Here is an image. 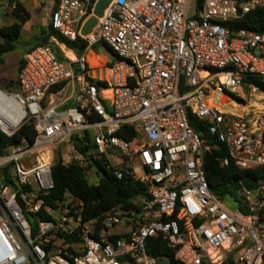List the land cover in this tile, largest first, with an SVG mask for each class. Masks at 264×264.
<instances>
[{"label":"built area","instance_id":"obj_1","mask_svg":"<svg viewBox=\"0 0 264 264\" xmlns=\"http://www.w3.org/2000/svg\"><path fill=\"white\" fill-rule=\"evenodd\" d=\"M39 1L47 25L85 49L50 37L24 55L18 91L0 89L2 138L34 131L32 143L0 148V264H165L147 251L157 238L179 264H264V187L225 206L203 169L209 146L188 120L207 123L221 165L264 167V102L247 104L259 88L244 83L264 81V33L233 29L257 0H111L84 36L98 0ZM97 45L113 62L90 66ZM58 161L142 193L93 220L82 202L53 208L44 197Z\"/></svg>","mask_w":264,"mask_h":264},{"label":"trees","instance_id":"obj_2","mask_svg":"<svg viewBox=\"0 0 264 264\" xmlns=\"http://www.w3.org/2000/svg\"><path fill=\"white\" fill-rule=\"evenodd\" d=\"M10 3L16 2V8L11 12L13 23L9 26L0 28V66L4 63L6 55L16 50V42L20 38L21 27L28 21V14L24 11L18 0H8ZM234 30H247L256 33H264V4L258 5L255 9L245 14L234 26ZM42 39L38 40L28 49L25 54L38 46L48 44V39L53 37L60 42L66 43L74 49L77 55L82 54L85 44H79V41L69 43L59 37L50 26L41 30ZM103 47L111 53L108 48L102 45L94 46ZM113 62V59H111ZM23 65V59L19 61L17 73ZM17 78V77H16ZM246 85L258 87L264 92V81L256 77H246L244 79ZM16 89L18 90L17 81L15 80ZM3 91H10V86H0ZM246 89V88H245ZM189 124L200 135L205 143L209 146L208 151L203 154V169L210 191L214 196L220 199L225 206L234 208L233 205H227L228 200L235 199L237 193L229 189V185L233 181L240 180L244 176H250L255 179L259 186L264 187V167H258L251 170H240L232 163L221 165L220 159L226 157L224 148L219 145L215 139L207 132V123L199 121L193 116L188 118ZM21 137H25L30 143L34 141V131L31 125H23L17 133L9 140L5 141L0 135V148L4 145H14L19 142ZM132 138L129 133L127 140ZM54 180V189L45 196V202L51 207H56L55 201H62L66 192L72 194L77 200L82 202V217L85 220H93L101 216L104 212L112 207L122 205L125 208L133 207L132 202L142 193V187L135 182L117 181L108 173L103 172L102 178L96 185L89 184L83 171L77 166L64 167L58 161L52 171ZM147 251L155 258L164 259L165 264H179L174 260V251L168 247L166 241L157 238L147 241Z\"/></svg>","mask_w":264,"mask_h":264},{"label":"rangeland","instance_id":"obj_3","mask_svg":"<svg viewBox=\"0 0 264 264\" xmlns=\"http://www.w3.org/2000/svg\"><path fill=\"white\" fill-rule=\"evenodd\" d=\"M22 5L24 11L28 14V21L21 27L20 38L16 42V50L4 58V63L0 66V86H10L9 92H17L15 80L18 75L17 66L19 61L23 59L26 50H28L38 38L42 39L41 30L47 27V11L44 5L39 0H18ZM258 5H263L264 0H257ZM12 11L2 6L0 0V28L9 26L13 23ZM91 54L88 55V61L91 67L102 65L104 61H110L112 54L106 51L103 47H98L97 50L92 49ZM99 59H96L95 56ZM264 102V92L255 89L246 92V103H255L258 107ZM86 177V176H85ZM89 184L96 185L99 181L98 178L86 177ZM77 200L72 194L66 192L64 199L61 201L62 208L71 207L76 205ZM227 205H232V201L228 200Z\"/></svg>","mask_w":264,"mask_h":264},{"label":"water","instance_id":"obj_4","mask_svg":"<svg viewBox=\"0 0 264 264\" xmlns=\"http://www.w3.org/2000/svg\"><path fill=\"white\" fill-rule=\"evenodd\" d=\"M111 0H98L93 9V17H90L84 24L81 30V35H87L91 33V31L97 25V18H101L103 16L104 10L107 8ZM3 183V182H2ZM259 188L258 182L250 176H244L240 180L233 181L229 185V189L232 192L239 193L243 190L247 192L257 191ZM264 224V220L261 221Z\"/></svg>","mask_w":264,"mask_h":264}]
</instances>
